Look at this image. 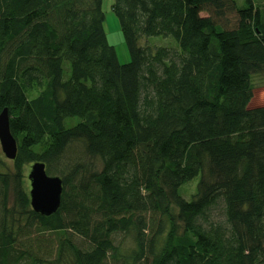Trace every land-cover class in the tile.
<instances>
[{
    "label": "trees",
    "instance_id": "16d2710c",
    "mask_svg": "<svg viewBox=\"0 0 264 264\" xmlns=\"http://www.w3.org/2000/svg\"><path fill=\"white\" fill-rule=\"evenodd\" d=\"M102 1L0 0V112L17 142L0 264H264V106L250 107L264 0H112L126 63ZM158 37L173 45L141 43ZM70 146L81 159L60 162L54 214L32 212L16 179L10 204L23 165L49 175Z\"/></svg>",
    "mask_w": 264,
    "mask_h": 264
},
{
    "label": "rangeland",
    "instance_id": "374dc122",
    "mask_svg": "<svg viewBox=\"0 0 264 264\" xmlns=\"http://www.w3.org/2000/svg\"><path fill=\"white\" fill-rule=\"evenodd\" d=\"M111 4L112 0H103L102 1V6L101 9L104 13V32L106 35L107 42L110 46H113L116 55L118 58V61L120 63H126L129 61V55L124 43L123 35L120 30V25L119 22L114 15L113 11L111 10ZM40 15L38 13H31L29 15V21H33L36 18H38ZM221 17V23H227L230 27H233L232 25L235 23V17L233 14L225 15L224 13L220 15ZM225 20V21H224ZM228 27V26H227ZM168 39H163V38H149V39H143L142 44H147L150 43V46H158V47H169L173 45V42ZM252 100L250 107H262L264 106V72L258 75H255L252 78ZM75 146V145H74ZM69 147L64 155V157L57 162L52 170L50 171V176H58L62 173V171H66V169H63V165L60 162H64L65 164H70L72 163L73 159L76 157L81 159V151L78 149V147ZM86 159L87 162L93 163V159L88 158V157H83ZM31 163L25 164L20 168L19 171V176L17 178H13L12 182L10 183V188H9V200L10 204H12L14 197H15V186L14 182L15 179L19 181V188L26 192L28 196L29 192V182L27 180V175L30 171ZM12 172L15 174V166L13 161L7 160L4 155L1 152L0 149V173H8ZM198 178L194 179L191 183L186 184L180 189V194L184 196L186 199H188L192 194L195 193ZM29 199V196H28ZM31 209V208H30ZM116 244L119 247V254L120 255H127V252L131 250L133 247V243L131 241V237L129 235H119L117 237V242Z\"/></svg>",
    "mask_w": 264,
    "mask_h": 264
},
{
    "label": "water",
    "instance_id": "95a60500",
    "mask_svg": "<svg viewBox=\"0 0 264 264\" xmlns=\"http://www.w3.org/2000/svg\"><path fill=\"white\" fill-rule=\"evenodd\" d=\"M0 149L7 160H15L17 142L10 132L7 109L0 112ZM27 180L30 186L28 196L32 212L43 217L54 214L61 204L62 180L59 177L49 176L42 162L31 165Z\"/></svg>",
    "mask_w": 264,
    "mask_h": 264
}]
</instances>
